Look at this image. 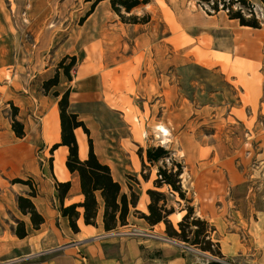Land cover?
Returning <instances> with one entry per match:
<instances>
[{
	"label": "rangeland",
	"instance_id": "rangeland-1",
	"mask_svg": "<svg viewBox=\"0 0 264 264\" xmlns=\"http://www.w3.org/2000/svg\"><path fill=\"white\" fill-rule=\"evenodd\" d=\"M92 1L0 0V186L29 190L24 182L28 173L39 178L43 146L38 133L45 107L24 96L29 91L51 96L54 89L62 92L74 84L99 98L84 100L81 111L94 124L93 132L106 129L116 137L117 143H101V150L116 171H125L135 190L153 187L159 164L180 163L190 201L170 192L167 185L158 189L166 192L175 211L193 204L196 213L214 225L212 237L221 247L228 232L236 233L241 247L228 257L222 250L213 253L171 237L164 229L165 238L188 243L195 248L191 253L205 262L260 264L264 260L263 0H251L262 26L249 32L238 19L234 25L222 23L223 16L225 22L229 18L226 10L209 13L198 0H149L123 11L125 16H147V21L139 22L121 18L107 0L98 1L87 14ZM186 11L198 13L199 21L184 22L181 16ZM166 12L179 20L177 28ZM32 40L36 46L30 48ZM30 49L38 54V62L29 66L25 54ZM16 52L20 58H12ZM66 53L76 56L71 79L57 67ZM46 67L50 73L45 78L59 73L58 84L48 91L42 88L45 78L39 81L33 75ZM116 99L119 107L110 108L107 103ZM10 101L18 107L15 117L24 125L23 137L12 130ZM159 125L168 129L166 135ZM156 145L164 146L168 156L151 162L145 149ZM32 181L37 189L36 179ZM134 215L144 219L139 211Z\"/></svg>",
	"mask_w": 264,
	"mask_h": 264
},
{
	"label": "crops",
	"instance_id": "crops-1",
	"mask_svg": "<svg viewBox=\"0 0 264 264\" xmlns=\"http://www.w3.org/2000/svg\"><path fill=\"white\" fill-rule=\"evenodd\" d=\"M220 11H223V9L218 12ZM166 14L168 15L167 19L169 23L175 25L177 28V22L179 20H176L175 16H172L169 12H166ZM181 18L188 24L199 21L198 13L195 11H186L182 14ZM223 19L225 20V16H223ZM227 19V22H225L226 20H222V23L234 25L235 18L229 17ZM208 20L213 21L212 18H208ZM240 26L245 27L243 28L245 29L244 32L258 31L261 29L260 27L241 24ZM240 32H238V35ZM203 36L205 37V35ZM29 44L30 48L36 46V42L33 40ZM25 57L31 60L29 66L32 62H38V54L35 51L33 52V49H30L25 54ZM12 58L17 59L20 56L16 52ZM83 72L84 70H81L80 73ZM49 73V68L46 67L45 71L36 72L33 75L40 81ZM124 95L126 96V102L128 94L126 93ZM10 96L12 97L11 94ZM95 96L83 88H74L73 84L69 93V109L77 112L78 116L89 128L95 153L102 161L110 165L111 172L114 178L120 182L122 189L125 192L132 189L138 194L136 204L134 206L130 205L127 214L128 223H134L139 227L148 228L149 231L155 234L142 236L103 235L107 232V229L103 226L100 211L95 224L84 223L80 215L77 219L79 229L77 231L71 229L68 218L60 212V200L57 195L55 182L56 180H70L71 185L63 198L64 203L80 201L83 198V194L79 187L78 176L76 172H70L65 165L68 152L66 145L59 144L51 152H46L47 148L53 142L59 141L60 139L59 108L57 103L59 95L52 94L50 96V93L42 91L40 94H34L29 91V95L24 96L25 99L32 102V98H34L36 102H39V104L45 107V111L42 112L40 119L38 133V141L43 146L39 154V158L42 161L39 169V178L34 173H28L31 178H35L37 181L36 194L32 196V200L38 211L43 214L44 220L39 227H33L29 214L23 213L19 209L16 196L18 193L26 194L28 192L26 188L17 189L13 185L0 186V260H8L10 261L9 264H209L210 259H207V262H205L202 261L199 255L196 258L191 253L195 248L188 245V243L184 244L181 241L165 238L163 236L165 235L163 221H158L151 225L146 220L135 217L134 211L136 208L146 211L149 196L145 188L139 187L138 190H135L131 182L126 179L125 171H116L111 163L110 157L103 154L100 147L101 143L111 145V143H117L118 140L106 129L93 132L94 124L81 111L84 100H90ZM20 97L21 95L15 96V99L18 101ZM113 97L117 98L118 96H111V98ZM102 99L104 98L102 97ZM107 105L112 109L119 107L117 99L113 103H107ZM160 126L163 125H159L158 129L166 135L168 129L165 126ZM74 132L78 142L79 156L83 158L86 156L88 150L87 134L80 126L76 127ZM142 198L144 199L143 207L140 206V199ZM184 210L180 209L169 214L173 223H177L182 217ZM175 213L177 216L172 218V215ZM17 219H22L28 230L27 235L23 237L17 236L14 232ZM227 234L222 241L221 250L225 256H235L241 247V242L239 237L235 238V232H228ZM232 238L233 240L230 241ZM225 239L228 240L225 242ZM260 264H264V260Z\"/></svg>",
	"mask_w": 264,
	"mask_h": 264
},
{
	"label": "trees",
	"instance_id": "trees-1",
	"mask_svg": "<svg viewBox=\"0 0 264 264\" xmlns=\"http://www.w3.org/2000/svg\"><path fill=\"white\" fill-rule=\"evenodd\" d=\"M100 0H93L88 13L94 5ZM113 11L118 13L121 18H127L132 22L147 21L145 15L137 16L130 14L125 16L124 12H130L140 4H145L149 0H108ZM200 4L206 7L209 13L218 12L221 9L227 11L230 18L238 19L241 25L261 27L260 18L255 4L251 0H198ZM264 2V0H263ZM86 14V15H87ZM68 59V62L66 60ZM76 56L74 54H64L58 62L57 67H61L68 79H71L70 69L75 64ZM59 82L58 70L42 81V88L48 91L52 86ZM54 95H59L57 103L59 108L60 139L50 145L52 151L59 144L67 146L68 152L65 159V165L70 172H76L79 181V187L83 194L80 201L64 203L63 198L71 185L70 180H56L55 186L60 200V212L68 218L69 225L73 231L79 229L77 222L81 215L84 223H96V218L101 212V218L105 229H111L127 222V214L130 205H135L138 194L134 190L125 192L120 182L114 178L110 165L102 161L94 151L92 138L89 134V128L85 122L78 116V113L69 109L70 87H66L62 92L54 89ZM11 102V101H10ZM13 107L11 127L16 136L25 134L23 123L15 115L18 112L17 105L11 102ZM82 127L87 134L88 150L85 157L81 158L78 153V142L74 132L76 127ZM146 158L149 161H157L168 156V150L162 145L149 146L145 149ZM141 158L142 154H140ZM177 165V166H176ZM183 167L180 163L172 161L171 166L159 164L156 176L153 179V187H147L146 193L149 196L147 203V212L139 211L141 216L149 223L155 224L163 221L165 232L171 237H177L184 241L195 244L203 250L213 253H222L220 241H215L212 232L214 225L206 218L198 215L195 207L187 203L186 212L178 220L177 225L172 222L169 214L176 210L175 205L169 200L166 192L159 190L162 185H167L170 192L178 193L181 198L187 202L190 198L182 184L181 174ZM143 176H145L143 174ZM24 182L29 183L30 189L26 194L18 193L16 201L19 209L23 213H28L33 227H39L43 222L44 216L35 206L32 196L36 194V188L32 178L27 177ZM179 201V200H177ZM17 236L27 235L28 230L22 219H17L14 227ZM209 264H223L218 259H213Z\"/></svg>",
	"mask_w": 264,
	"mask_h": 264
},
{
	"label": "built area",
	"instance_id": "built-area-1",
	"mask_svg": "<svg viewBox=\"0 0 264 264\" xmlns=\"http://www.w3.org/2000/svg\"><path fill=\"white\" fill-rule=\"evenodd\" d=\"M152 232L147 229L141 228L136 224L126 223L125 225H118L114 228L108 229L103 235L107 236H142L151 235ZM154 235V234H153ZM8 260H0V264H9ZM226 263H229L226 261Z\"/></svg>",
	"mask_w": 264,
	"mask_h": 264
},
{
	"label": "bare ground",
	"instance_id": "bare-ground-1",
	"mask_svg": "<svg viewBox=\"0 0 264 264\" xmlns=\"http://www.w3.org/2000/svg\"><path fill=\"white\" fill-rule=\"evenodd\" d=\"M163 129V128H162Z\"/></svg>",
	"mask_w": 264,
	"mask_h": 264
}]
</instances>
